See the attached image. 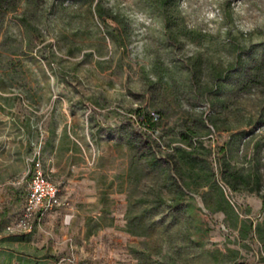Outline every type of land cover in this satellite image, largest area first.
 <instances>
[{"label": "rangeland", "instance_id": "1", "mask_svg": "<svg viewBox=\"0 0 264 264\" xmlns=\"http://www.w3.org/2000/svg\"><path fill=\"white\" fill-rule=\"evenodd\" d=\"M13 1L0 8V264H264V0ZM184 126L211 179L177 209L174 170L150 155L171 158ZM34 155L58 167L62 204L10 233Z\"/></svg>", "mask_w": 264, "mask_h": 264}, {"label": "trees", "instance_id": "2", "mask_svg": "<svg viewBox=\"0 0 264 264\" xmlns=\"http://www.w3.org/2000/svg\"><path fill=\"white\" fill-rule=\"evenodd\" d=\"M157 2H164L166 0H156ZM13 3V0H0V8H8V5ZM97 11L102 15L105 14L102 5L99 3L97 6ZM143 117H147L149 120V125L154 127L158 125V121L155 117L150 114H142ZM181 135L177 141V144L173 146V152L170 153L171 158L161 159L157 155H150V161L159 167H166V164H169V170L171 168L174 170V174L170 173V178H172L173 185V197L172 200L175 202L174 207L179 209L185 208L188 205L191 206V202L194 199V195L187 190H193L194 187L201 185L203 182L209 181L211 178L208 177V174H203L204 169L207 167L206 160L199 154L198 145H202L203 141L201 139L193 138L198 134L197 130L190 126H184L180 130ZM197 142V144H196ZM164 162V163H163ZM167 168V167H166ZM234 176V175H233ZM236 177V176H235ZM206 179L207 181H203ZM237 183L242 182L249 184V180L243 176H238L235 178ZM208 183V182H207ZM264 201V199H263ZM228 204L232 207L231 203L228 201ZM11 236H18L11 235ZM12 258V255H11ZM20 264H40L38 259L35 258H23L20 257ZM11 260V259H10ZM44 264V263H43ZM240 264V263H238Z\"/></svg>", "mask_w": 264, "mask_h": 264}, {"label": "built area", "instance_id": "3", "mask_svg": "<svg viewBox=\"0 0 264 264\" xmlns=\"http://www.w3.org/2000/svg\"><path fill=\"white\" fill-rule=\"evenodd\" d=\"M30 179L26 191V199L16 217L6 225L11 233H24L33 230L35 223L41 220L51 209L62 204L60 186L47 174L41 155L31 159ZM223 189L226 186L221 184ZM72 214H66V220H71Z\"/></svg>", "mask_w": 264, "mask_h": 264}, {"label": "crops", "instance_id": "4", "mask_svg": "<svg viewBox=\"0 0 264 264\" xmlns=\"http://www.w3.org/2000/svg\"><path fill=\"white\" fill-rule=\"evenodd\" d=\"M58 141H59V138L55 139V141L53 143H52V141H50L52 143L50 147H48V144L46 143L45 146H44V151L48 150V151H51L52 153L56 152V149H57V146H58V144H57ZM57 170H58V167L54 166L52 168H48V171L47 170L46 171H47L48 176L52 179L51 174H54V175L58 174L59 172H57ZM52 180L55 181L54 179H52ZM17 182H20V181H17ZM55 182H57V181H55ZM6 183H8L11 187H14V185H12V184H16V181L15 182L13 181V183L6 181ZM27 186H28V184H27ZM27 186H26V190H25V193H24V201L23 202H25V199H26L25 196H26Z\"/></svg>", "mask_w": 264, "mask_h": 264}]
</instances>
